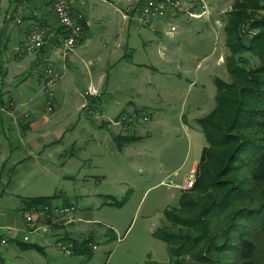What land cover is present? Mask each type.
<instances>
[{
    "label": "crops",
    "instance_id": "0c3cea01",
    "mask_svg": "<svg viewBox=\"0 0 264 264\" xmlns=\"http://www.w3.org/2000/svg\"><path fill=\"white\" fill-rule=\"evenodd\" d=\"M143 1L69 0L72 12L82 15L84 34L68 49L52 0H0V238L7 228L13 229L9 243L0 246V264H74L69 260L73 257L85 264L94 257L95 250L87 259L59 247L60 242L91 237L80 225L84 220L78 209L75 216L82 222L65 227L70 233L81 231L80 237L43 226L30 234L29 242L23 241L32 229L26 219L31 211L23 200L51 196L49 154L55 157L68 148L101 147L105 142L120 151L126 142L141 138L128 134L142 121H122L123 116L137 113L151 119L149 111L161 105L168 112L179 104L184 125L201 118L188 109L200 101L196 82L218 78L213 72L221 63L209 62L217 48L215 20L204 16L205 33L199 37L190 28L201 19L167 14L143 25L138 20ZM172 26L178 28L174 33ZM40 27L49 30L44 47L29 55V36ZM47 66L61 74L54 111L48 110ZM171 82L191 83L178 98L177 85ZM89 90L96 94L85 96ZM85 104L95 113H88Z\"/></svg>",
    "mask_w": 264,
    "mask_h": 264
},
{
    "label": "rangeland",
    "instance_id": "374dc122",
    "mask_svg": "<svg viewBox=\"0 0 264 264\" xmlns=\"http://www.w3.org/2000/svg\"><path fill=\"white\" fill-rule=\"evenodd\" d=\"M234 2L235 0H208V7L204 12V8L196 11L197 17L180 14L183 20L201 19L194 21L190 28L196 37L203 35V31L205 33L202 29L204 16L210 15L215 20L217 48L209 57V62L217 60L221 63L213 75L216 73L226 81H230L226 66V58L230 53L225 46L224 26L227 13ZM142 5L143 2L140 7ZM139 12L138 10V20ZM186 26L187 24L184 25ZM205 51L208 50L203 53H207ZM203 58L202 54L201 59ZM190 83L171 82L170 85H177L178 98H182ZM193 88L200 101L192 104L188 111L195 117L203 118L216 105L214 78L207 82H196ZM94 93L89 90L85 96ZM83 107L88 111L86 104ZM178 109L179 104L168 112V107L163 105L150 110L149 113L153 115L151 119L147 116L150 121L138 123L136 131L128 134L141 138L126 142L124 145L128 143L127 147H122L120 151H117L113 143L111 145L105 142L101 147L88 145L77 149L68 148L62 155H48L51 162L49 169L54 178H51V192L48 195L61 194L62 197L58 200L63 203L65 199L68 203H73L76 212L78 209L84 220L50 226L63 228L62 234L69 232L70 235L80 237L81 231L72 230L70 233L65 226L82 222L80 225L86 230V234L90 233L95 243L91 245L95 250L94 257L85 264H147L152 261L169 263L168 244L155 238L154 232L168 223L164 211L178 207L181 195L193 190L195 184L190 189L180 186L192 174L196 183L197 168H191L195 162L200 161L203 149L207 146L198 121L190 120L189 124L184 125ZM49 111H54V108ZM88 113L95 112L89 110ZM71 153L75 154L69 157ZM30 234L26 232L24 235H29L30 238ZM72 243L60 242L59 247L70 250ZM95 245L97 250L94 249ZM69 260L74 261V264H83L81 257Z\"/></svg>",
    "mask_w": 264,
    "mask_h": 264
},
{
    "label": "trees",
    "instance_id": "16d2710c",
    "mask_svg": "<svg viewBox=\"0 0 264 264\" xmlns=\"http://www.w3.org/2000/svg\"><path fill=\"white\" fill-rule=\"evenodd\" d=\"M224 32L230 81L215 79L216 105L198 120L207 146L195 186L154 232L168 244V264H264V0H235ZM59 198L23 201L31 211ZM72 244L92 257L91 237Z\"/></svg>",
    "mask_w": 264,
    "mask_h": 264
},
{
    "label": "built area",
    "instance_id": "2783aa9c",
    "mask_svg": "<svg viewBox=\"0 0 264 264\" xmlns=\"http://www.w3.org/2000/svg\"><path fill=\"white\" fill-rule=\"evenodd\" d=\"M53 11L57 19L65 30V46L67 48L75 47L83 38L84 27L82 24V15L73 13L69 0H52ZM208 7V0H144L143 5L139 9V21L143 25H150L155 19L166 16L167 14L178 15L187 14L190 17H197L196 11L204 10ZM20 23V18H17ZM176 26L171 27V31H176ZM46 27H40L32 31L26 45V51L29 55L40 52L44 47L46 35L48 33ZM46 90L48 94V109L54 108L55 91L54 88L61 78L53 66H47L44 70ZM124 121L136 123L137 121H148L147 116H141L137 113H131L122 118ZM195 173V171L193 172ZM195 184V177L192 176L180 188L190 189ZM76 207L73 203L55 205L53 208H34L27 216V221L32 224L30 233L39 230L40 226L50 225H68L71 222L81 219H75ZM5 237L0 238V246L7 245L10 237L13 235V229L7 228ZM24 242H29V235L23 236ZM62 247V246H61ZM71 247V244H70ZM94 249H97L94 246Z\"/></svg>",
    "mask_w": 264,
    "mask_h": 264
}]
</instances>
